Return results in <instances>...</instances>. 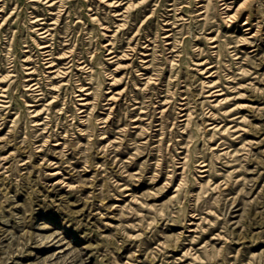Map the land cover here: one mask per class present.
I'll use <instances>...</instances> for the list:
<instances>
[{
    "label": "rangeland",
    "instance_id": "obj_1",
    "mask_svg": "<svg viewBox=\"0 0 264 264\" xmlns=\"http://www.w3.org/2000/svg\"><path fill=\"white\" fill-rule=\"evenodd\" d=\"M63 1L0 0V264H264V0Z\"/></svg>",
    "mask_w": 264,
    "mask_h": 264
},
{
    "label": "bare ground",
    "instance_id": "obj_2",
    "mask_svg": "<svg viewBox=\"0 0 264 264\" xmlns=\"http://www.w3.org/2000/svg\"><path fill=\"white\" fill-rule=\"evenodd\" d=\"M33 1H37V2H42L43 1L44 3H48L47 5L50 7L48 9L56 8L57 9L56 12H58V14L61 13V11L63 9V6L65 7V2L63 0H33ZM100 1L104 2V4L109 6L112 11L116 12L115 15L116 14L122 15L123 22L117 24L116 31L120 27L124 26V24L126 23L125 20H124L125 17H128L131 14H133L132 10H135L136 9V5H137V3L134 2V0H100ZM246 1H248V0H242L238 4V6L235 8L233 13H229L226 10L227 14L225 16L227 17V19L228 20L234 19L237 16V14L239 13V10H240L241 6ZM229 2H230V0H229ZM223 3L225 4V7L227 9L230 8V3H228L226 0H224ZM121 7H123V10L119 11V9ZM89 9H90V7H89ZM47 13H55V12H49V10H48ZM56 16H58V15H56ZM94 18H96V16L92 17V19H94ZM250 18H251L250 17V13H248L246 19L243 21L244 26L246 25L245 29H249V32H250V30H252V23H251V19ZM47 19H49V17L46 14H44V13H34V11H33L32 14H31V26L34 27L33 29L38 33L39 37L45 39L43 41V43H39L38 42V47L40 48V50H42V55H43L42 59H45L44 63L46 65V68H48V71L50 72L47 76L51 77L52 79H55L56 77L64 76L65 74H67L68 71H67L66 67L65 66H61L59 63H60V59H66V58L70 57L72 54L71 53L67 54V52H63L60 56L54 57V55H53L54 52L52 50V44L50 43L48 36L51 35V30L53 29V26H51L50 24H55L56 21L58 20V17H56L55 20H52L50 22H47ZM100 24H101V28H103V29L104 28H108L107 25H103V23H100ZM116 31H114V34H115ZM103 34H104V32H103ZM245 39L246 38H243L242 40H245ZM107 40L108 41H107L106 44H111L110 39H107ZM112 52H114V50L109 49L108 53H112ZM115 55H113V56H115ZM56 58H58V61H56ZM71 60H72V58L69 61H71ZM29 69H31V71L27 72V73H31V89L32 90H38V93L34 94L35 98L33 100L38 101V100L42 99L43 96H40V97H37V96L39 94H42L45 91V89L42 88L41 82L37 78L33 77V75H34V73L36 71V68L31 65L29 67ZM51 84H52L51 89H56L57 84H54V83H51ZM145 84H147V83H145ZM80 86L81 87H79V90H81L82 92L85 89H88V87H84V85H80ZM209 86L211 87V89H213V90H211L210 93H208L209 95H214L213 93H215V95L219 96L220 94L223 93L222 88L219 87L220 85L217 83V81L214 80L212 83L209 84ZM86 93H90V92H86ZM113 98H114V94H112L110 96V99H113ZM82 99H84V98H82ZM53 101H54V98L49 100L45 105L47 106ZM83 104H86V102H84ZM31 105H36V104H31ZM112 107L110 109H112ZM31 113H32L33 116H38L39 114L42 113V111H41V109L34 108L33 110H31ZM34 120H38V118L34 119ZM41 123H43V122L37 121L35 124H41Z\"/></svg>",
    "mask_w": 264,
    "mask_h": 264
}]
</instances>
